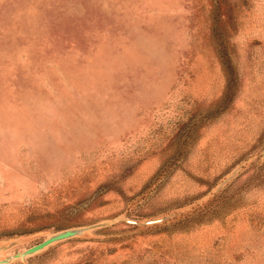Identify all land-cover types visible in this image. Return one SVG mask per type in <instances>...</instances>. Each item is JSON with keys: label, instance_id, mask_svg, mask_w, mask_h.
Instances as JSON below:
<instances>
[{"label": "rangeland", "instance_id": "374dc122", "mask_svg": "<svg viewBox=\"0 0 264 264\" xmlns=\"http://www.w3.org/2000/svg\"><path fill=\"white\" fill-rule=\"evenodd\" d=\"M0 264H264V0H0Z\"/></svg>", "mask_w": 264, "mask_h": 264}, {"label": "water", "instance_id": "95a60500", "mask_svg": "<svg viewBox=\"0 0 264 264\" xmlns=\"http://www.w3.org/2000/svg\"><path fill=\"white\" fill-rule=\"evenodd\" d=\"M71 234H72V231H70V230H66V231H63L61 233L55 234V235H53V236L45 239L44 241H42V242H40V243H38V244H36V245L28 248L27 249V252L35 251V250L41 248L43 245L49 243L50 241H53V240H56V239H60V238L66 237V236H69Z\"/></svg>", "mask_w": 264, "mask_h": 264}]
</instances>
